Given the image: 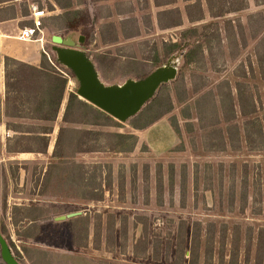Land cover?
<instances>
[{"label":"rangeland","instance_id":"rangeland-1","mask_svg":"<svg viewBox=\"0 0 264 264\" xmlns=\"http://www.w3.org/2000/svg\"><path fill=\"white\" fill-rule=\"evenodd\" d=\"M69 1L66 8L55 0L6 4L23 7L28 20L29 5L45 10V55L67 78V85L57 118L51 122L7 117L5 85L4 95L0 93V230L8 233L7 215L15 221L26 215L36 217L42 230L34 232L32 227L30 232L39 244L56 246L57 263L67 261L62 252L76 242L87 247L84 264H176L182 260L183 264H264V149L246 146L245 119L236 104L233 121L224 119L229 106L225 83L235 99V84L244 82L258 100L255 117L264 127V81L256 61L257 44L264 46V4L246 0L242 11L223 18L205 14L203 20L190 22L182 0L164 7L155 6L153 0H59V4L65 6ZM171 7L182 11L181 24L161 29L157 13ZM74 10L87 16V23L69 30L63 14ZM128 18L131 20L123 23ZM106 23L116 30L117 40L112 43H102L100 31ZM122 27L136 35L124 37ZM83 29L90 33L88 39L82 35ZM108 31L103 28L106 36ZM51 35L71 38L74 47L93 63L106 87H120L139 79V71L146 76L174 63L175 78L166 83L170 111L154 123L155 127L140 130L132 129L126 120H116V127L104 128L64 123L66 98L69 92H77L79 81L58 61L53 48L60 46L52 43ZM198 42L203 44V56L188 54ZM172 44H176L174 48H170ZM155 57L158 65L153 63ZM135 61L144 66L130 65ZM2 64L0 74L4 75V60ZM172 118L176 132L167 128ZM41 126L52 129L47 134V148L40 153L23 152L41 148L42 143L17 139L16 130L33 135ZM60 126L133 133L138 140L129 152H74L77 144L85 149L103 145L102 136L79 134L77 142L71 139L66 147L63 141L55 152ZM164 127L172 142L165 148L158 144L165 138ZM154 129L157 140L151 141L152 145L145 134ZM237 137L239 148L235 149L232 144L237 141L229 139ZM7 146L20 151H8ZM68 214L82 217L79 221L53 220ZM194 231L200 233V242L197 255L190 257ZM7 241L11 243L8 237Z\"/></svg>","mask_w":264,"mask_h":264},{"label":"trees","instance_id":"trees-1","mask_svg":"<svg viewBox=\"0 0 264 264\" xmlns=\"http://www.w3.org/2000/svg\"><path fill=\"white\" fill-rule=\"evenodd\" d=\"M16 0H0V21L6 19L15 18L17 15V8L12 3ZM56 3L61 8H66L70 6V1L65 6L59 4V0H55ZM176 0H153V3L157 7H164L173 4ZM185 2L184 13L188 21L196 22L204 19V8L202 5V0H182ZM208 16L211 18H223L228 14L242 11L246 8V0H203ZM264 4V0H256ZM20 15L27 16V11L23 10V7L18 8ZM67 19L66 27L69 30H76L81 26H85L87 23V16H84L80 11L74 10L73 12H65L63 14ZM182 14L180 9L176 7L165 8L160 10L156 16V22L158 26L162 29L174 27L181 24ZM131 19H125L123 23L130 21ZM103 28H109L108 36L103 32ZM123 28V27H122ZM196 29H192V32H196ZM122 35L129 38L134 34V32H128L124 28L121 31ZM82 35L85 38L90 37V33L86 30H82ZM100 36L102 43H112L117 40L116 30L113 25L106 23L102 25L100 31ZM206 41V40H205ZM261 41H264V36L261 37ZM205 43V42H204ZM84 44V42H83ZM176 44L170 45V48H174ZM203 44L198 42L194 44L189 50L188 54H199V57L203 56ZM259 44L256 47V61L260 79L264 81V46L259 48ZM167 49V48H166ZM168 52L170 50H167ZM167 54V53H165ZM187 54V53H186ZM187 57L188 61H191ZM103 56V55H102ZM186 60V59H185ZM186 60V61H187ZM158 59L155 57L153 63L157 64ZM144 66L141 62H131L130 65ZM129 70L128 72H130ZM250 72L252 73V67L250 66ZM131 73V72H130ZM139 73V74H138ZM136 75L141 76L139 79L146 77L143 72L141 75L140 71ZM247 72L243 74L244 79L247 77ZM4 78H5V115L7 117H19L27 118L29 120H36L41 122H51L57 118L61 103L64 99V94L67 85V78L59 71H57L50 62L47 60L45 52L41 54V60L38 66L30 65L28 63L13 59L11 57H4ZM137 79V80H139ZM227 86L226 99L229 100V106L226 108L225 120H231L235 118L234 106L239 110V114L245 119L244 120V141L249 149H264V127L255 117L257 111L258 100L255 98L253 93L247 88V84L244 82H237L234 86L235 89V99L233 98L232 92L230 90L228 82L225 83ZM236 100V102H234ZM171 109V102L169 100V86L166 83H161L156 89L153 96L145 102L141 109L133 116L129 117L126 121L129 126L134 130L145 129L164 115H166ZM62 121L64 123L73 124H83V125H95L101 128L104 127H116L118 122L108 115L107 113L99 110L93 105L85 102L78 98L75 92H69L66 98L64 111L62 115ZM170 124L173 130L177 131V125L172 120ZM235 137L236 128L234 125ZM9 128V126H8ZM15 131V130H14ZM19 133L17 139L21 140H36L42 143L41 148L31 149L27 148L22 150L23 152H43L48 145L47 134L52 131L50 127L41 126L39 131L30 135L28 132L16 130ZM95 136H102L101 140L103 142L100 148H80L78 144L74 152L80 151H100L105 149L113 152H129L132 151L137 143V136L133 133H120V132H105L97 130H85V129H74L67 128L66 126H60L58 130V135L55 142L54 151L56 152L57 145L65 142L67 147L70 140L79 139L82 134L87 136L93 134ZM81 134V135H79ZM238 134V133H237ZM79 137L77 138V136ZM96 138H94L93 141ZM229 139V138H228ZM235 139V138H234ZM229 139L230 142L237 141V144H232L233 148H239V139ZM80 141V140H79ZM81 143V141H80ZM86 143V142H85ZM221 143L224 145L225 139L221 138ZM8 147V151L18 152L20 150ZM220 149H224V146ZM66 152V151H65ZM54 154V153H53ZM65 155V156H64ZM63 158L66 157V153L61 155ZM61 160V158H60ZM101 197V196H99ZM98 197V198H99ZM98 198H96L98 200ZM88 226L86 223L85 228ZM197 231V230H196ZM194 231L191 233L190 238V257H194L198 253L200 233ZM88 234L86 230V235ZM182 236L183 241V233ZM76 243V242H75ZM77 244V243H76ZM183 257V253H181ZM183 260L175 262L176 264H183ZM188 264H191L188 261Z\"/></svg>","mask_w":264,"mask_h":264},{"label":"crops","instance_id":"crops-1","mask_svg":"<svg viewBox=\"0 0 264 264\" xmlns=\"http://www.w3.org/2000/svg\"><path fill=\"white\" fill-rule=\"evenodd\" d=\"M17 1H21V0H16L14 2ZM31 5H29V11ZM24 8L27 9V6H25ZM203 8H204V14H208L207 11L205 12V5H203ZM180 12L182 14L181 10ZM27 17L28 15L27 16L20 15L19 10L17 9V15L15 18L0 21V57L2 59V62L4 60V57L7 56L28 63L30 65H34V66L39 65L41 60V54L45 52L44 43H47L44 40V33H43V39L41 41H21L17 37L21 28L31 25V21L28 20ZM181 21H182V17H181ZM43 29H44V24H43ZM2 62L0 61L1 68L3 67ZM4 85H5L4 75L2 73V75L0 74V86L2 87V89L0 88V93H2V95H4ZM169 125L170 126H167L169 131L173 130L170 122ZM153 127H155V124H152L150 126V128ZM167 128L163 130L165 132L164 140H161L158 143L159 145H161V147L164 148L168 147V144L172 143L171 136L169 135ZM156 134L157 132L155 133V129H154L153 131H149L147 134H145L146 135L145 137H147L148 138L147 141L151 143V141L154 142L157 140V137H155ZM151 144L153 145L154 143ZM13 205L21 206L22 204H13ZM78 215L68 214L62 217L56 216L53 217V220L56 221L67 218L66 219L67 221H71L73 219L79 221V219L82 216L80 215L78 216ZM9 216L8 215L6 216V222H7L6 227L8 229V233H4L5 231L2 232L0 230V236L5 240L11 256L15 259V261L18 264H84L85 263L83 256L86 255L85 253L87 247L80 246L75 242L74 243L72 242V244L70 243L69 247L66 248V251L63 250L62 252L65 254L67 261H61V263H57L54 259V256L57 251L56 246H49V245L44 246L42 244H39L38 241L35 240V235L33 233L36 232L37 229L42 230V223L39 219L33 216L29 217V215L28 216L26 215L20 220L15 221L13 218H11L12 216L11 217ZM20 226L22 227L20 228ZM32 227H34L33 233L30 232V229ZM75 228L77 231H80V226H78L77 224H75ZM7 237L9 240H11V243L7 241ZM133 256H134V252H133ZM135 257L144 258V257H139V255H135ZM114 263L125 264V262L122 261H116ZM0 264H6L1 257V250H0ZM130 264H145V263L132 262Z\"/></svg>","mask_w":264,"mask_h":264},{"label":"water","instance_id":"water-1","mask_svg":"<svg viewBox=\"0 0 264 264\" xmlns=\"http://www.w3.org/2000/svg\"><path fill=\"white\" fill-rule=\"evenodd\" d=\"M51 41L60 46L53 48L58 61L70 69L79 81L76 92L78 98L118 121L127 120L135 115L153 96L161 83H166L175 77L173 71L159 67L143 79L128 80L120 87H106L99 81L93 63L87 55L74 47L75 42L71 38L52 35ZM0 250L6 264H18L1 236Z\"/></svg>","mask_w":264,"mask_h":264},{"label":"built area","instance_id":"built-area-1","mask_svg":"<svg viewBox=\"0 0 264 264\" xmlns=\"http://www.w3.org/2000/svg\"><path fill=\"white\" fill-rule=\"evenodd\" d=\"M45 15V10L39 8L36 5H31L29 14L31 25L20 29L17 36L18 39L21 41H41V36L43 34V19ZM161 67L167 69L170 72L173 71L174 76L176 75V65L174 63H169Z\"/></svg>","mask_w":264,"mask_h":264}]
</instances>
